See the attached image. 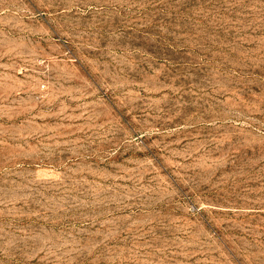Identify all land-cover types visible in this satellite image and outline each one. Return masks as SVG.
Here are the masks:
<instances>
[{"label": "rangeland", "instance_id": "1", "mask_svg": "<svg viewBox=\"0 0 264 264\" xmlns=\"http://www.w3.org/2000/svg\"><path fill=\"white\" fill-rule=\"evenodd\" d=\"M0 264H264V0H0Z\"/></svg>", "mask_w": 264, "mask_h": 264}]
</instances>
